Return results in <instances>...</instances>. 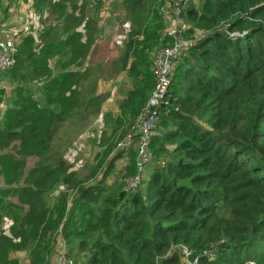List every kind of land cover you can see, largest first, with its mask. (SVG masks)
Returning a JSON list of instances; mask_svg holds the SVG:
<instances>
[{
    "label": "trees",
    "instance_id": "1",
    "mask_svg": "<svg viewBox=\"0 0 264 264\" xmlns=\"http://www.w3.org/2000/svg\"><path fill=\"white\" fill-rule=\"evenodd\" d=\"M10 1L0 0V12ZM117 1L136 24L118 61L130 86L111 145L80 176L63 156L51 159V143L92 100L79 82L104 0H21L40 28L19 39L4 74L12 98L0 118V264H50L58 231L65 256L83 254L75 264H264V0ZM166 9L180 15L188 43L157 114L150 162L129 190L135 140L125 150L113 140L134 132L156 84L153 58L175 41Z\"/></svg>",
    "mask_w": 264,
    "mask_h": 264
},
{
    "label": "rangeland",
    "instance_id": "2",
    "mask_svg": "<svg viewBox=\"0 0 264 264\" xmlns=\"http://www.w3.org/2000/svg\"><path fill=\"white\" fill-rule=\"evenodd\" d=\"M20 3H22L24 11L17 9L21 5ZM9 7L19 10L20 14L26 18V27L35 31L39 30L40 26L36 21V14L33 10L28 9L21 0L10 1ZM178 7L177 5L174 9L177 11ZM1 10L5 12L4 7ZM96 11H98L96 15L98 17L96 46L86 63L87 68H90L87 72L85 71L87 77L82 78L79 82L84 98L86 100L92 98L89 101L91 104L89 103L83 115L79 116L78 119L77 117L71 118L63 125L60 124L51 143V159L63 156L80 176H88L98 164V159L106 144L111 145L109 142L113 128L112 118L118 114V102L126 95L130 86L125 73L118 70V61L123 50L126 32L136 25L120 1L104 0ZM166 11L169 12L170 18L176 19L174 13L170 14V9H166ZM21 35L22 33H19L16 36L20 39ZM2 85L4 90L1 94L0 118L3 115V110L10 106V99L12 98L11 82L7 75L2 77ZM29 86L33 91H36L40 82L35 79ZM120 140L122 139L115 138L113 140L114 150ZM34 160H36L35 157L28 160L27 163L33 164ZM107 162L108 159L103 165L105 166ZM124 162V157L115 162L114 171L106 178L108 183L111 184L115 178L122 174ZM98 176L101 177V171L97 173L96 178ZM68 249L58 231L50 264H58L60 255L68 253ZM72 250V255L66 257L75 263L83 254L77 250Z\"/></svg>",
    "mask_w": 264,
    "mask_h": 264
},
{
    "label": "built area",
    "instance_id": "3",
    "mask_svg": "<svg viewBox=\"0 0 264 264\" xmlns=\"http://www.w3.org/2000/svg\"><path fill=\"white\" fill-rule=\"evenodd\" d=\"M176 14L179 13L176 12ZM167 18L169 26L166 33L168 36L174 38L175 41L173 44L161 47L156 52L153 58V73L155 75L156 84L146 104L139 113L134 132L126 134L124 138L116 144L117 150H125L131 145L132 141L135 140L134 150L136 154L135 163L137 173L125 180V187L129 190H133L139 184L141 177H143L145 169L150 162V140L152 131L158 122L157 114L168 90L171 76L182 58L185 45L188 43L181 36V32L186 28V25L180 20V15H176V19L174 18L175 20L170 18V16H167ZM17 42V38L0 32V88L3 87L2 77L16 64ZM158 108L159 110L157 111ZM133 136H136V138ZM184 254L187 257L191 252L186 249ZM58 264L75 263L62 254L58 259Z\"/></svg>",
    "mask_w": 264,
    "mask_h": 264
},
{
    "label": "crops",
    "instance_id": "4",
    "mask_svg": "<svg viewBox=\"0 0 264 264\" xmlns=\"http://www.w3.org/2000/svg\"><path fill=\"white\" fill-rule=\"evenodd\" d=\"M21 5L17 7L20 10L24 11V7ZM17 9L8 8L7 12H1L0 15V32L5 33V35H11L19 41V38L16 36L19 33H22L21 37L25 34L32 33L36 35L37 30H31V28L26 27V18L22 16ZM24 15V14H23Z\"/></svg>",
    "mask_w": 264,
    "mask_h": 264
},
{
    "label": "water",
    "instance_id": "5",
    "mask_svg": "<svg viewBox=\"0 0 264 264\" xmlns=\"http://www.w3.org/2000/svg\"><path fill=\"white\" fill-rule=\"evenodd\" d=\"M158 110H159V108L157 109V111ZM196 257L197 256L195 254H190V255L187 256V260H188L189 263H193Z\"/></svg>",
    "mask_w": 264,
    "mask_h": 264
}]
</instances>
